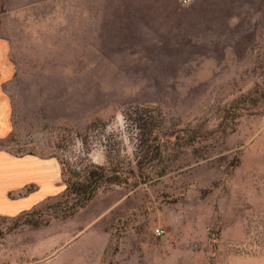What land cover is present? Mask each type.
<instances>
[{
    "label": "rangeland",
    "instance_id": "374dc122",
    "mask_svg": "<svg viewBox=\"0 0 264 264\" xmlns=\"http://www.w3.org/2000/svg\"><path fill=\"white\" fill-rule=\"evenodd\" d=\"M0 32V148L58 165L57 194L0 216V264H264V0H0ZM90 164L130 184L70 212Z\"/></svg>",
    "mask_w": 264,
    "mask_h": 264
},
{
    "label": "crops",
    "instance_id": "0c3cea01",
    "mask_svg": "<svg viewBox=\"0 0 264 264\" xmlns=\"http://www.w3.org/2000/svg\"><path fill=\"white\" fill-rule=\"evenodd\" d=\"M14 66L9 40L0 32V139L12 131L7 83ZM58 192V165L34 153L15 154L0 148V216L13 217L32 210Z\"/></svg>",
    "mask_w": 264,
    "mask_h": 264
},
{
    "label": "trees",
    "instance_id": "16d2710c",
    "mask_svg": "<svg viewBox=\"0 0 264 264\" xmlns=\"http://www.w3.org/2000/svg\"><path fill=\"white\" fill-rule=\"evenodd\" d=\"M67 174L66 185L61 194L71 198L72 204L67 208L70 212L83 207L106 183L130 184L129 176L124 170L103 165L90 164L82 171L69 169ZM148 177V172H141L140 179L136 180L146 181Z\"/></svg>",
    "mask_w": 264,
    "mask_h": 264
},
{
    "label": "built area",
    "instance_id": "2783aa9c",
    "mask_svg": "<svg viewBox=\"0 0 264 264\" xmlns=\"http://www.w3.org/2000/svg\"><path fill=\"white\" fill-rule=\"evenodd\" d=\"M191 2V0H181V3L182 4H188V3H190ZM153 233H154V235H156V236H161V235H163L164 233H165V230H164V228H162L161 226H156L154 229H153Z\"/></svg>",
    "mask_w": 264,
    "mask_h": 264
}]
</instances>
